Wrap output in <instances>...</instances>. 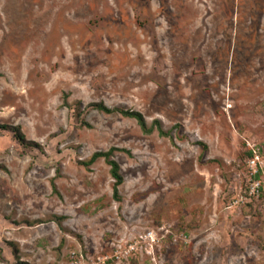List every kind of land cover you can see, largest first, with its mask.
Here are the masks:
<instances>
[{
  "label": "rangeland",
  "instance_id": "374dc122",
  "mask_svg": "<svg viewBox=\"0 0 264 264\" xmlns=\"http://www.w3.org/2000/svg\"><path fill=\"white\" fill-rule=\"evenodd\" d=\"M0 126V264H264V0H0Z\"/></svg>",
  "mask_w": 264,
  "mask_h": 264
},
{
  "label": "trees",
  "instance_id": "16d2710c",
  "mask_svg": "<svg viewBox=\"0 0 264 264\" xmlns=\"http://www.w3.org/2000/svg\"><path fill=\"white\" fill-rule=\"evenodd\" d=\"M93 107L95 109H97L99 112L102 113H106V114H121L122 116L126 117V118H130V119H134L136 120V122L138 123L139 127L141 128L142 132L146 135H151L153 134L155 131H157L159 133V135L161 137H168L170 134L166 133L160 122L156 121L151 127L148 126L144 116L136 111H131V110H123V109H110L108 108L105 104L100 103V104H95L93 105ZM1 129H5V130H10L12 132H14L16 139L22 143L25 144L26 141V137L23 134L22 130L20 127H8V126H0V130ZM114 150H111L108 153H97L93 156V158L91 159V161L89 162V164L94 163L95 161H97L99 158H104L107 163L110 165L111 167V175L113 177V179L115 180V185H114V197L117 201L120 200V196H119V187L124 183V178L121 174V169L120 166L118 165L117 162L112 160V154H113ZM252 153H250L249 151H247V155L248 157L251 156Z\"/></svg>",
  "mask_w": 264,
  "mask_h": 264
},
{
  "label": "built area",
  "instance_id": "2783aa9c",
  "mask_svg": "<svg viewBox=\"0 0 264 264\" xmlns=\"http://www.w3.org/2000/svg\"><path fill=\"white\" fill-rule=\"evenodd\" d=\"M247 151L252 153L251 156L248 157V161H247L248 168L251 171L252 177H255V176L257 177L261 170V167H263L264 165V158L262 156L261 150L260 148H257V146L254 144H248ZM255 192L257 193V196L259 197L260 185L257 183L253 185L251 195L254 196Z\"/></svg>",
  "mask_w": 264,
  "mask_h": 264
}]
</instances>
